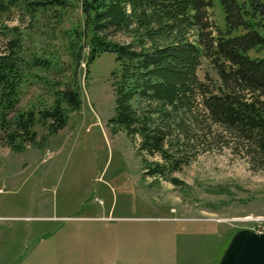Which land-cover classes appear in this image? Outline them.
Wrapping results in <instances>:
<instances>
[{"label":"rangeland","instance_id":"rangeland-1","mask_svg":"<svg viewBox=\"0 0 264 264\" xmlns=\"http://www.w3.org/2000/svg\"><path fill=\"white\" fill-rule=\"evenodd\" d=\"M233 1L240 10L212 0L218 27L234 23L233 36L255 30L264 38V0ZM83 21L76 7L52 30H32L18 13L0 20V54L6 35L14 27L22 32L20 110L50 104L51 87L74 77L82 98L57 135L39 124L38 144L22 151L0 139V264H221L238 233L264 228V171L252 166L243 141L220 126L209 131L200 111L194 141L184 139L190 164L171 175L181 184L145 176L127 134H114L109 123L115 55L88 65L84 49L76 63L74 31ZM35 56L53 59L54 67L33 68ZM249 56L264 58V45ZM198 74L209 88L219 85L208 60ZM150 162L163 163L160 156Z\"/></svg>","mask_w":264,"mask_h":264},{"label":"trees","instance_id":"trees-1","mask_svg":"<svg viewBox=\"0 0 264 264\" xmlns=\"http://www.w3.org/2000/svg\"><path fill=\"white\" fill-rule=\"evenodd\" d=\"M224 1L229 11L240 10L233 0ZM72 7L84 20L74 31L80 44L76 63L82 62L84 49L88 65L106 53L116 57L115 114L109 123L114 134H127L145 176H171L190 164L184 139L194 141L190 132L200 111L209 131L220 126L243 141L252 166L264 171V58L249 56L264 45L258 32L233 36L234 23L220 29L212 19V0H0V20L18 13L32 30H52ZM235 16L229 19L238 21ZM11 33L0 54V139L22 151L38 144L39 124L51 136L64 130L69 111L81 110L82 98L74 77L51 87L50 104L20 110L22 32L14 27ZM204 60L219 77L213 89L198 74ZM30 63L46 71L54 67V60L44 56ZM157 156L162 164L150 162Z\"/></svg>","mask_w":264,"mask_h":264},{"label":"water","instance_id":"water-1","mask_svg":"<svg viewBox=\"0 0 264 264\" xmlns=\"http://www.w3.org/2000/svg\"><path fill=\"white\" fill-rule=\"evenodd\" d=\"M221 264H264V233H238L229 245Z\"/></svg>","mask_w":264,"mask_h":264},{"label":"built area","instance_id":"built-area-1","mask_svg":"<svg viewBox=\"0 0 264 264\" xmlns=\"http://www.w3.org/2000/svg\"><path fill=\"white\" fill-rule=\"evenodd\" d=\"M258 233L263 234L264 233V228L261 231H259Z\"/></svg>","mask_w":264,"mask_h":264}]
</instances>
